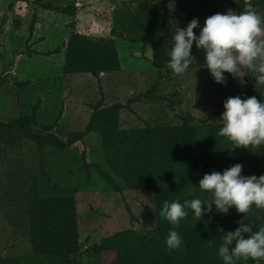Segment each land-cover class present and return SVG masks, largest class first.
I'll list each match as a JSON object with an SVG mask.
<instances>
[{
    "label": "rangeland",
    "instance_id": "374dc122",
    "mask_svg": "<svg viewBox=\"0 0 264 264\" xmlns=\"http://www.w3.org/2000/svg\"><path fill=\"white\" fill-rule=\"evenodd\" d=\"M13 1L0 0V264L5 263L6 255L31 251L30 233L19 227L22 225L20 218H9L5 212L27 199L28 176L34 171L42 175L48 171L53 180L77 188L74 195L83 246L81 259L84 264L88 261L94 264L97 260L92 252L94 243L130 226L145 236L155 222L162 201L151 189H129L114 177L122 187L121 191L116 190L97 167L85 166L84 161H87L111 173L99 133L87 134L62 153L47 149L42 157L23 130L17 125L8 127L7 121L32 113L39 101L38 122L52 125L50 131L64 138L67 131L85 128L92 113L91 104L101 97L102 90L106 103L120 101L126 104L129 101V106L120 113L124 128L155 123L177 124L187 114L193 116L195 123L216 124L221 123L218 118L226 97L250 87L252 95L258 99L264 97L249 74L244 75L246 83L241 84L239 78L226 72L227 83L221 84L214 81L206 67L186 70L183 74L152 67L149 60L151 45L161 33L159 25L154 27L145 43L113 36V28L121 30L140 13L144 0H15L12 7ZM159 1V6L168 9L175 18L191 12L207 17L229 7L243 10L239 5L242 0L238 3L237 0ZM43 3L72 4L77 11L63 13L46 8ZM254 8L264 17V0ZM73 30L116 38L122 69L103 74L99 81L86 73L65 74L62 71L64 52L29 53L30 49L38 52L54 49L66 42ZM240 72L243 75L246 70L240 69ZM258 87L264 91V85ZM42 159L43 164L40 163ZM61 194V190H57L54 198ZM197 196L211 198L210 193L194 185L183 198L175 200L182 203ZM240 220L251 225L264 222L263 215L253 206L245 214L237 212L234 221L237 226ZM113 258L114 252L100 256L102 264H108ZM257 264H264V257H257Z\"/></svg>",
    "mask_w": 264,
    "mask_h": 264
},
{
    "label": "trees",
    "instance_id": "16d2710c",
    "mask_svg": "<svg viewBox=\"0 0 264 264\" xmlns=\"http://www.w3.org/2000/svg\"><path fill=\"white\" fill-rule=\"evenodd\" d=\"M15 2H11L12 7ZM159 3V0H144L139 14L121 30L113 28L111 32L113 36L129 42L145 43L154 32V27L159 25L161 33L152 40L149 60L155 69L171 71L166 65V52L171 46L170 33L175 30L177 24L184 27L193 17H198L202 25L205 17L196 16L191 12L175 18L168 9H162ZM250 3L256 7L261 4V0ZM42 5L63 13L74 14L77 11V7L72 4ZM239 5L243 8L244 0ZM198 31L199 29H194V32ZM142 49L145 52V45ZM191 51L196 59L188 70L202 67L200 65L203 63V51L197 49L195 43ZM34 52L43 55L64 52L62 71L65 74L86 73L99 81L103 74L122 69L114 37H98L73 30L67 41L54 49L43 52L29 50V53ZM240 95L251 96V87ZM38 103L39 101L32 113L12 118L6 125L19 126L24 136L40 150L42 157L47 149H56L62 153L87 134L99 133L105 162L111 173L102 170L98 164L87 161H84V164L86 167H97L107 181L112 183V187L119 191L122 187L114 177L129 189H151L155 197L163 202L183 198L191 186L198 185L203 173L213 169L222 171L236 162L243 163L244 174L264 173V145L250 146L251 149H229L231 142L217 135L221 123H195L193 116L187 114L182 117V122L177 124L155 123L124 128L121 126L120 113L121 109L129 106V101L126 104L120 101L106 103L104 92L101 90V97L91 104L92 113L85 128L67 131L65 137L61 138L50 131L52 125L38 122ZM42 162L43 159L40 163ZM28 178L27 199L6 209L5 213L9 218H20L22 225L19 224V227L30 233L31 251L26 254L6 255L4 264H84L81 259L83 246L79 238L74 195L77 188L53 180L48 171L43 175L34 171ZM57 190H61L62 194L54 198ZM252 206L263 215L264 220V209ZM159 210L160 207L155 222L145 236L134 226H130L94 243L92 252L97 260L93 263L102 264L101 254L114 252V258L108 264H223L222 258L217 255L221 243V233L217 228L223 226L226 230H233L237 227L234 222L237 212L233 207L228 213H220L213 206L212 211L204 213L199 220L188 208L187 215L175 226L182 238V246L174 250H169L164 243V238L173 225L159 216ZM260 225H264V222L254 223L253 230ZM90 263L88 261L85 264ZM235 264H257V258H241L236 260Z\"/></svg>",
    "mask_w": 264,
    "mask_h": 264
},
{
    "label": "clouds",
    "instance_id": "9594fccd",
    "mask_svg": "<svg viewBox=\"0 0 264 264\" xmlns=\"http://www.w3.org/2000/svg\"><path fill=\"white\" fill-rule=\"evenodd\" d=\"M194 29L199 31L194 32ZM170 36L166 65L173 74L185 73L194 62L196 56L191 50L195 43L196 48L203 51L200 66L209 70L215 82L226 84L227 72L244 84L243 77L249 74L264 97V91L258 87L264 85V17L249 0H244L243 10L229 7L224 12H215L205 17L202 25L198 17L191 18L184 27L177 24ZM240 69L246 72L242 75ZM218 119L221 126L217 135L231 142L229 149L264 145V99H258L256 95L228 96L223 100V111ZM242 169L243 163L236 162L222 171L213 169L203 173L198 187L210 193V199L202 200L197 196L182 203L175 199L162 202L158 214L173 225L164 238L169 250L182 246V238L175 226L187 215L188 208L197 220L211 212L213 206L220 213H228L232 206L244 214L252 205L264 209V173L244 174ZM237 223L233 230L223 226L217 228L221 233L217 255L223 264H235L241 258L264 257V225L253 230L251 224L241 220Z\"/></svg>",
    "mask_w": 264,
    "mask_h": 264
}]
</instances>
